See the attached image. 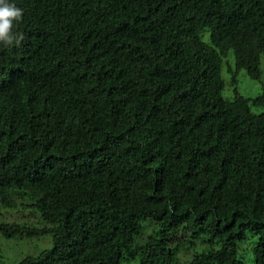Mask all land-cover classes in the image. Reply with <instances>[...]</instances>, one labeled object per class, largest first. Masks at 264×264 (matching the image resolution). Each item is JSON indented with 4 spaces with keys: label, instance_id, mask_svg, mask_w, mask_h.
Wrapping results in <instances>:
<instances>
[{
    "label": "trees",
    "instance_id": "1",
    "mask_svg": "<svg viewBox=\"0 0 264 264\" xmlns=\"http://www.w3.org/2000/svg\"><path fill=\"white\" fill-rule=\"evenodd\" d=\"M9 2L0 236H51L17 264H264V0Z\"/></svg>",
    "mask_w": 264,
    "mask_h": 264
},
{
    "label": "rangeland",
    "instance_id": "2",
    "mask_svg": "<svg viewBox=\"0 0 264 264\" xmlns=\"http://www.w3.org/2000/svg\"><path fill=\"white\" fill-rule=\"evenodd\" d=\"M233 67L231 58L225 60L222 69V78L224 80L225 88L223 96L231 98L234 94V82L231 79V73L228 69ZM261 76L258 80L250 79L244 71L238 72L236 75V89L237 93L243 97L253 98L255 96H264V62L261 64ZM253 111H264V106L253 107ZM19 205L13 210L4 212L6 222L21 223L32 228H40L45 226L35 209L29 205ZM51 247V236H41L34 238H17L5 239L0 236V248L2 252L1 264H17L21 259L27 256H35L44 249ZM246 248V245H241L240 252ZM189 254V253H188Z\"/></svg>",
    "mask_w": 264,
    "mask_h": 264
},
{
    "label": "clouds",
    "instance_id": "3",
    "mask_svg": "<svg viewBox=\"0 0 264 264\" xmlns=\"http://www.w3.org/2000/svg\"><path fill=\"white\" fill-rule=\"evenodd\" d=\"M23 19V9L9 0H0V46L19 45L24 39L22 34L14 33L13 28Z\"/></svg>",
    "mask_w": 264,
    "mask_h": 264
}]
</instances>
